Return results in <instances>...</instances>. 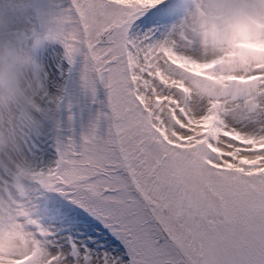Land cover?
<instances>
[{
    "label": "snow or ice",
    "instance_id": "1",
    "mask_svg": "<svg viewBox=\"0 0 264 264\" xmlns=\"http://www.w3.org/2000/svg\"><path fill=\"white\" fill-rule=\"evenodd\" d=\"M167 0H70L54 35L107 89L103 135L58 141L30 171L68 205L28 227L46 256L10 264H264V63L216 74L191 58ZM247 63V61H246ZM207 94L190 115L177 98Z\"/></svg>",
    "mask_w": 264,
    "mask_h": 264
},
{
    "label": "clouds",
    "instance_id": "2",
    "mask_svg": "<svg viewBox=\"0 0 264 264\" xmlns=\"http://www.w3.org/2000/svg\"><path fill=\"white\" fill-rule=\"evenodd\" d=\"M180 24L194 42L190 56L216 61L215 73L239 74L249 63H264V0H182ZM55 14L41 0H0V264L13 257L46 256L44 241L28 227L46 214L24 198L33 182L24 149L30 135H39L58 121L54 108H39L45 85L36 70L38 49L57 40ZM247 61V63H246ZM182 106L194 117L207 108L206 91L189 85ZM27 182V183H26ZM43 188V185H41Z\"/></svg>",
    "mask_w": 264,
    "mask_h": 264
},
{
    "label": "rangeland",
    "instance_id": "3",
    "mask_svg": "<svg viewBox=\"0 0 264 264\" xmlns=\"http://www.w3.org/2000/svg\"><path fill=\"white\" fill-rule=\"evenodd\" d=\"M41 2L46 3L55 14L53 27L56 26V19L70 5V0H41ZM53 43L55 44L38 49V55L35 57L36 70L45 85V92L41 97H58L66 76L70 74L71 85L67 98L61 106L58 121L48 125L41 134L30 135L27 138L24 156L26 167L30 171L53 167L55 159L58 158V141H65L69 137L79 141L81 133L86 132L93 122H97L98 132L103 135L108 123L104 115L109 112L107 89L103 83L95 73L85 72V58L82 53L74 54L71 62L67 57L68 65L65 63V55L63 59L59 57L61 50L58 46L64 48L63 44L59 40ZM9 173L8 170L0 168V178H8ZM24 198L38 203L43 209L46 205L66 207L69 203L59 193L46 191L33 183L26 187Z\"/></svg>",
    "mask_w": 264,
    "mask_h": 264
},
{
    "label": "bare ground",
    "instance_id": "4",
    "mask_svg": "<svg viewBox=\"0 0 264 264\" xmlns=\"http://www.w3.org/2000/svg\"><path fill=\"white\" fill-rule=\"evenodd\" d=\"M177 25H179V23H177ZM177 25H176V26H177ZM56 92H57V91H54V93H56Z\"/></svg>",
    "mask_w": 264,
    "mask_h": 264
}]
</instances>
